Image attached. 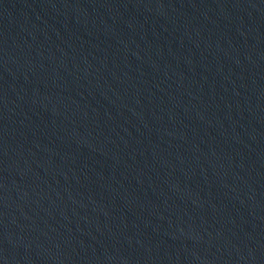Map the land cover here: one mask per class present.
Segmentation results:
<instances>
[{
	"label": "water",
	"instance_id": "1",
	"mask_svg": "<svg viewBox=\"0 0 264 264\" xmlns=\"http://www.w3.org/2000/svg\"><path fill=\"white\" fill-rule=\"evenodd\" d=\"M0 264H264V52L0 9Z\"/></svg>",
	"mask_w": 264,
	"mask_h": 264
}]
</instances>
